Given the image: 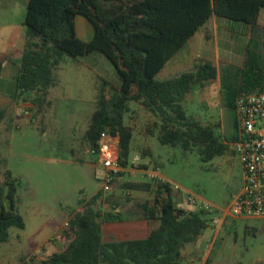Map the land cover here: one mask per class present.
Returning <instances> with one entry per match:
<instances>
[{"label":"rangeland","instance_id":"rangeland-1","mask_svg":"<svg viewBox=\"0 0 264 264\" xmlns=\"http://www.w3.org/2000/svg\"><path fill=\"white\" fill-rule=\"evenodd\" d=\"M25 3V0H0V60L5 57L11 65L14 63L11 71H15L16 59L24 46ZM81 18L92 33V25L81 15L76 19L77 29H82ZM228 22L232 24L227 27L231 33L244 29L240 27L244 26L242 22ZM209 24L205 26L210 29ZM224 26L226 23L217 31L216 39L212 30L206 32L202 27L201 42L181 48L155 77L171 78L193 71L202 53L217 56L216 79L193 86L183 105L187 115L212 125L215 135L227 144L222 154L202 161L195 148L185 150L161 144L156 135L158 118L135 101L128 102V110L123 114L124 123L132 128L128 160L137 154L140 163L150 161L149 166L156 167L171 183L213 207L206 215L208 223L201 235L184 246L182 264H201L205 254L210 264L264 261V241L257 234L263 221L226 216L220 223L221 212L216 209L226 206L242 183L241 161L232 145L236 137L234 99L239 93L264 91L261 88L264 79L259 85L248 84V79L253 77L249 65L243 67L240 59L228 57L221 35L226 29ZM254 31L260 29L257 27ZM235 35L239 37V34ZM243 38L241 41H245ZM254 48L253 39L248 45V54ZM177 58H183L185 62L172 65ZM1 76L0 82L4 80L7 85L0 86L3 93L0 98V186L5 174H10L16 183V208L23 217L24 227L9 228L8 240L0 243V264H19L23 259L37 264L59 250L65 244L62 238L65 223L81 208L83 201L97 192L96 209L120 212L124 218L102 224L104 239L135 238L142 198L124 184L148 180L144 167L134 166L123 171L110 192L104 193L94 176L96 158L85 140L102 80L106 81L107 97L120 83L109 59L99 51L76 57L64 53L59 65L53 69L55 83L44 94L18 95L15 78L4 76L1 79ZM254 77L257 76L254 74ZM38 95L42 97L41 101L36 99ZM143 151L148 153L143 155ZM183 195L177 191L170 193L176 206L197 210Z\"/></svg>","mask_w":264,"mask_h":264},{"label":"trees","instance_id":"trees-1","mask_svg":"<svg viewBox=\"0 0 264 264\" xmlns=\"http://www.w3.org/2000/svg\"><path fill=\"white\" fill-rule=\"evenodd\" d=\"M261 7L264 0H27L16 94L46 93L55 83L53 69L64 53L76 57L99 51L114 66L120 83L107 97L102 80L85 131L88 146L97 147L103 131L118 133L119 156L126 165L132 128L124 123L123 114L128 102L135 101L158 118L156 135L161 144L195 148L200 159L208 161L222 154L227 144L211 124L187 115L183 102L193 86L216 79V67L200 60L193 71L163 80L155 75L212 15L254 27ZM77 15L93 27L88 40L76 34ZM5 175L0 186V243L8 240L10 227H24L16 208V183ZM124 187L153 189L152 201L140 206L148 224L144 237L105 240L102 224L124 218L120 212L96 209L97 192L70 217L62 234L64 246L37 264H182L184 246L201 235L209 212L177 207L170 194L162 195L161 186L151 180ZM19 264L33 263L23 259Z\"/></svg>","mask_w":264,"mask_h":264},{"label":"built area","instance_id":"built-area-1","mask_svg":"<svg viewBox=\"0 0 264 264\" xmlns=\"http://www.w3.org/2000/svg\"><path fill=\"white\" fill-rule=\"evenodd\" d=\"M233 108L236 137L232 145L241 161L242 183L226 206L216 208L221 212L220 223L226 216L264 219V91L239 93ZM90 153L96 158L94 176L100 181L104 193L110 192L112 184L123 171L141 166L137 154L127 160L126 165L121 163L118 133L101 132L97 147L90 148ZM143 171L148 180L161 186L162 195L172 191L182 192L185 201L195 205L197 210H213L206 201L171 183L156 167L146 166Z\"/></svg>","mask_w":264,"mask_h":264},{"label":"crops","instance_id":"crops-1","mask_svg":"<svg viewBox=\"0 0 264 264\" xmlns=\"http://www.w3.org/2000/svg\"><path fill=\"white\" fill-rule=\"evenodd\" d=\"M25 1L27 2V0H25ZM77 16L75 17V31H76L77 36L83 40L90 39L93 35V32L92 33L90 32V28H88V26L84 22L83 18H81V20H80L82 29H77V27H76ZM261 19L263 21H261ZM207 23L208 24L210 23L209 24L210 29H209V27L207 28L205 26V25H207ZM225 23H226V27L224 26V29L225 28L226 29L221 31V35L223 38V42L225 43V46L228 49V57L231 60L233 58L240 59L241 66H243V67H245L246 65L247 66L249 65L250 73H251V75L253 74V77L248 79V84L259 85L260 84L259 82L264 79V7L260 8L258 18H257V22H256V25L254 27H252L249 24H244V26H240V27L244 28L243 30L233 31L232 33H231V29H229V28L227 29V27L232 25V24L230 25L231 22L229 23L228 19L218 17L216 15H212L202 26H200L186 40V42L182 45L181 48H183L187 45H188V47H191L192 45L195 44V42H199L200 40H202V38L200 36L201 34H199V33H201L200 31L203 28H204V30H206V32H209V30H212L214 33V39H216L218 37L217 31L220 29L222 24H225ZM257 27H258V29H260V31L255 32L254 29ZM236 33L239 34V37L241 36V38L237 37L235 35ZM86 35L89 37L88 38L86 37V39H85V37H83V36H86ZM242 37H244L243 39L245 41H241ZM253 39H254L255 48L251 49L250 54H248V45L250 44V41ZM179 50H177L173 54V56L165 63V65L156 73L155 77L157 75H159L160 72H162L165 69V67L168 65L169 62L172 61L171 59H173L174 55H176V53ZM200 56H201L200 57L201 60L210 61L217 69L219 59L217 58L216 55H213V57H211V56L207 55L206 53H202ZM4 58H3L4 61H3L2 65L0 66V74L2 75L1 79H3L4 76H13L15 78V89H16V75L18 73L19 58L16 59L15 71H11L12 65L14 63H12V65H11L10 61L8 59H4ZM97 58L100 60L103 59L102 56H97ZM184 62L185 61L183 60V58H177L172 65H175L176 63L182 65ZM254 74L257 77H254ZM163 79H167V78H163ZM163 79H157V80H163ZM1 81H2V82H0L1 87L7 85L6 81H4V80H1ZM261 88H264V82H263ZM15 92H16V90H15ZM2 95H3V93L0 92V98L3 97ZM150 164H151L150 161L142 162L141 167L145 168L146 166H149ZM135 191H136L137 196L142 198L141 202L139 203V206H141V204L145 201L151 202L153 197H154V192H153L152 187H150L148 190H135ZM183 208L192 210L191 207H183ZM259 220L263 221V225H262V228L260 230L258 229L259 231H257V234L261 235L262 240L264 241V219H259ZM138 223H139V225H135V238H142L146 235V233L148 231V224H147L146 220L144 218H142L141 216H140ZM102 234H103V230H102ZM103 238H104V236H103ZM262 260H264V259H262ZM201 264H210L209 257L207 256V254H205L202 257Z\"/></svg>","mask_w":264,"mask_h":264}]
</instances>
